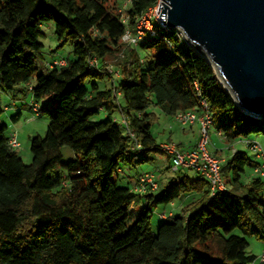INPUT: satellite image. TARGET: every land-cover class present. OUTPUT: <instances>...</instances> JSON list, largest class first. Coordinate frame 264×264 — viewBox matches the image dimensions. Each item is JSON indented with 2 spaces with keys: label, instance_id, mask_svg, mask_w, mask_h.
Instances as JSON below:
<instances>
[{
  "label": "trees",
  "instance_id": "trees-1",
  "mask_svg": "<svg viewBox=\"0 0 264 264\" xmlns=\"http://www.w3.org/2000/svg\"><path fill=\"white\" fill-rule=\"evenodd\" d=\"M129 1L122 11L118 0H0V91L23 84L34 103L44 95L55 102L39 107L48 124L43 136L30 137L29 164L0 123V264H252L258 256L247 249L249 238L264 242V178L250 174L258 163L247 152H230L237 139L264 138V119L241 112L176 31L154 25L156 36L123 43L158 0ZM50 21L60 46L71 45L76 58L39 69L40 25ZM93 57L99 69L89 65ZM113 63L121 74L112 82ZM102 75L110 88L87 85ZM154 106L169 117L185 110L210 115L228 145L220 168L225 190L211 195L205 179L183 175L135 193L149 171L132 187L116 184L123 166L156 154L170 158L150 130ZM100 112L106 118L95 121ZM63 146L73 153L67 162ZM188 194L196 196L152 231V209Z\"/></svg>",
  "mask_w": 264,
  "mask_h": 264
},
{
  "label": "water",
  "instance_id": "water-1",
  "mask_svg": "<svg viewBox=\"0 0 264 264\" xmlns=\"http://www.w3.org/2000/svg\"><path fill=\"white\" fill-rule=\"evenodd\" d=\"M166 29L210 65L244 114L264 119V0H160Z\"/></svg>",
  "mask_w": 264,
  "mask_h": 264
},
{
  "label": "rangeland",
  "instance_id": "rangeland-1",
  "mask_svg": "<svg viewBox=\"0 0 264 264\" xmlns=\"http://www.w3.org/2000/svg\"><path fill=\"white\" fill-rule=\"evenodd\" d=\"M118 1L119 2L117 5H119L122 11H125L129 4L127 0ZM154 25L156 24L154 23ZM40 29L44 33V35L39 39V42L42 44L41 51L43 55L42 60L37 62V66L39 69L42 66L51 64L54 60L57 59H63L67 61L74 60L76 58L73 54V49L71 45L63 44L60 46V44L56 40L54 34V24L52 21L42 23L40 25ZM111 66L113 67L114 63L111 64ZM113 69L116 71L118 68L116 69V67H113ZM118 73L119 75L121 74V72ZM118 77L112 76V79L115 80ZM91 81L96 82L101 89L111 87L109 78L104 75L98 78H92L88 80V86ZM29 85V87L36 86L35 76L30 80ZM13 93L14 102H16L17 106L21 108V115L18 119L13 121L11 117L14 112H8V109H6V107H10L12 99L10 98L9 94H5L4 92L0 91V100L3 107L5 108V110L0 115V123L7 124V135L11 134L10 128L14 125L13 128L17 132L20 143V147L17 149L18 154L25 164H29L32 160V155L30 153V140L28 136H43L45 134L46 127L48 124V118L45 114L42 113V111L39 114L32 111L29 104L31 103V97L33 96V93L31 90L25 88L23 84L16 87ZM118 99L119 102L122 103V99L119 97ZM36 102L41 110L48 107V102H51L53 105H55V102H53L50 97L45 95L40 96ZM150 111L154 112L158 116L156 122L150 128L151 133L153 134L154 138L158 143L166 140H171L170 142L164 143H174L180 148L181 146L179 144H189L194 141L195 136L193 138V135L191 133L184 136L181 132V126L177 124V122L172 120L169 116L164 115L158 107H151ZM110 116L112 118L119 119L120 113L119 111H114L110 114ZM105 118L106 114H104V112H100L98 115L93 117L95 121L103 120ZM162 129L164 130V132H162ZM211 134L214 135L215 143L218 144L219 142L222 147H228V145L224 142L222 136H220L219 138L216 135L214 129L212 130ZM251 139L254 142L258 143L260 146H262V148L264 149V138L261 135H253L251 136ZM243 140V138L237 139L236 141H234L232 147L235 150L245 151L249 156H252L248 146L242 142ZM207 148L209 151L215 152L214 147H212L209 142L207 143ZM61 152L63 155V162H67L73 159V153L69 147L63 146L61 148ZM145 171H152L154 173V176L159 182L161 188L165 187L169 182L181 178L183 175H186L190 178H194L196 176V174L192 170H189L184 167H181L178 170L174 171L171 167V161L169 157L163 154H156L151 162L141 164L137 167L123 166L121 172L117 173V177H115L114 175V179H116V184L118 186L132 187L135 184L137 177ZM243 180H246V177H244ZM195 196V194L182 195L179 198L175 199L172 203L161 204L154 207L152 209V215L150 219L151 230L155 231L157 229V226L163 221L162 214L167 215L169 212H171L172 214L177 215L178 213H180L181 207L188 203V201H190V197H192L193 199ZM174 204L175 206H173ZM233 233L241 235L239 230H235ZM248 243L249 246L247 252L255 253L254 251L256 250V245H258L259 240H257L256 238H249Z\"/></svg>",
  "mask_w": 264,
  "mask_h": 264
},
{
  "label": "built area",
  "instance_id": "built-area-1",
  "mask_svg": "<svg viewBox=\"0 0 264 264\" xmlns=\"http://www.w3.org/2000/svg\"><path fill=\"white\" fill-rule=\"evenodd\" d=\"M127 2L129 3L130 1L127 0ZM160 3V0H158L154 6L149 7L146 12H144L141 17L136 20L133 31L127 30L124 33L122 37L123 43L136 46L146 33L156 36L157 33L154 23L165 28V26L159 20V11L157 13L158 5ZM124 21H126V19H124ZM65 63V60L57 59L47 66H63ZM88 63L95 69L100 68L98 60L94 57L88 59ZM107 71L113 77L119 76V71H115L111 65L107 66ZM113 81L114 79H112V82ZM29 106L33 112L39 114V106L37 103L31 101ZM203 107L205 108V105H203ZM173 120L177 122V124H179L182 128L197 125L199 129V137L196 146L190 150L180 149L174 143H160L161 150L170 156L172 169L176 171L179 168L184 167L192 170L198 177H202L208 182L211 195L216 191L225 190L226 185L223 181L220 170L221 160L210 153L207 148V143L209 142V130L213 127V121L210 115L206 111H203L199 114L193 110H185L176 112L173 115ZM131 136H133L132 133ZM8 143L13 148H18L20 146L17 132H12L9 135ZM246 145L248 146L249 150L254 153L255 158L260 159L261 161L252 169V174L264 178L263 149L258 143L251 140H247ZM136 147L139 148V145L137 144ZM158 186L159 184L154 176V173L149 171L141 175L137 185L133 187V191L142 195L148 189L156 190ZM162 217L164 218L165 216L163 215ZM252 264H264V248Z\"/></svg>",
  "mask_w": 264,
  "mask_h": 264
},
{
  "label": "crops",
  "instance_id": "crops-1",
  "mask_svg": "<svg viewBox=\"0 0 264 264\" xmlns=\"http://www.w3.org/2000/svg\"><path fill=\"white\" fill-rule=\"evenodd\" d=\"M5 94H9L10 95V98L12 99L11 101V103H10V107L8 108V107H6V109H8V112H14V114L12 115V119H13V121L14 120H16V119H18L19 117H20V115H21V108L19 107V106H17V104H16V102H14V93H5ZM23 98V97H22ZM31 99H32V97H31ZM4 110H5V108H4ZM172 120H173V118L172 117H170ZM7 125V124H6ZM14 125L10 128L11 130H10V132L12 133V132H16L15 130H14ZM182 128V127H181ZM214 128L212 127L211 129H210V131H209V143L212 145V147H214V149H215V151H218V158L221 160V162H223L224 160H225V158H224V154L228 151V147L227 148H224V147H222L221 145H220V143L218 142V144L217 143H215V140H214V135L213 134H211V132H212V130H213ZM214 131L216 132V135L220 138V136H221V134L218 132V131H216L215 129H214ZM162 132H164V130L162 129ZM181 132H182V134L185 136V135H188L189 133H191L192 135H193V138H194V136H195V139H194V141H192L191 143H189V144H179L181 147L180 148H182L183 150H190V149H192L193 147H195L196 146V143H197V140H198V137H199V129H198V126L197 125H193V126H190V127H184V128H182V130H181ZM10 134V133H9ZM9 136V135H8ZM30 137L31 136H28V138H29V140H30ZM184 138H186V137H184ZM18 139H19V137H18ZM171 140H166V141H163V142H160V143H164V142H170ZM243 143H245L246 144V140H243L242 141ZM241 142V143H242ZM20 147V146H19ZM18 147V148H19ZM17 148V149H18ZM261 148H262V146H261ZM263 149V148H262ZM235 151V149L233 148V147H231V152L230 153H233ZM263 151H264V149H263ZM210 153H212L213 155H214V152H211L210 151ZM251 154H252V157L254 158V160L257 162V163H259V162H261L260 161V159H257V158H255V156H254V153H252L251 152ZM250 174H252V170L250 171ZM255 176V175H254ZM192 200V197H190V201ZM189 202V201H188ZM172 203V202H171ZM173 206H175V204L173 205ZM184 206V205H183ZM172 213L171 212H169L167 215H171ZM167 215H164V216H167ZM162 216H163V214H162ZM263 248H264V242H262V241H259V243H258V245H256V250L254 251L255 253H251V254H254L255 256H257V255H259L261 252H262V250H263Z\"/></svg>",
  "mask_w": 264,
  "mask_h": 264
}]
</instances>
